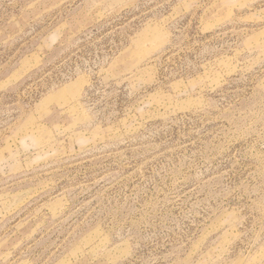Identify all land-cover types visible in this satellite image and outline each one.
I'll list each match as a JSON object with an SVG mask.
<instances>
[{
	"label": "rangeland",
	"instance_id": "obj_1",
	"mask_svg": "<svg viewBox=\"0 0 264 264\" xmlns=\"http://www.w3.org/2000/svg\"><path fill=\"white\" fill-rule=\"evenodd\" d=\"M0 264H264V0H0Z\"/></svg>",
	"mask_w": 264,
	"mask_h": 264
}]
</instances>
